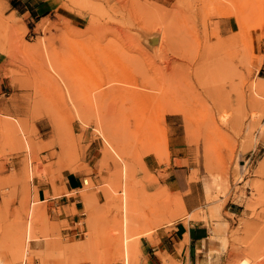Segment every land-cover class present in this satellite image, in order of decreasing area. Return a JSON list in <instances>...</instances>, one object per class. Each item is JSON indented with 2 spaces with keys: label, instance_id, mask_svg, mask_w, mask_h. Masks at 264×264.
Segmentation results:
<instances>
[{
  "label": "rangeland",
  "instance_id": "1",
  "mask_svg": "<svg viewBox=\"0 0 264 264\" xmlns=\"http://www.w3.org/2000/svg\"><path fill=\"white\" fill-rule=\"evenodd\" d=\"M0 80V264H124L121 205L139 264L188 216L168 170L219 238L210 264H264V0H0ZM68 171L72 225L48 200Z\"/></svg>",
  "mask_w": 264,
  "mask_h": 264
},
{
  "label": "crops",
  "instance_id": "2",
  "mask_svg": "<svg viewBox=\"0 0 264 264\" xmlns=\"http://www.w3.org/2000/svg\"><path fill=\"white\" fill-rule=\"evenodd\" d=\"M2 87L0 80V91H2ZM177 175L172 170H168L165 185L171 191H186L182 197L188 216L178 219L170 227L158 229L156 232L157 240L154 244L146 238L143 244L140 237L138 245L141 261L139 264H163L160 256L164 255L169 257L170 262L210 264L215 260L212 258L214 256L213 252L221 249L219 238L211 235L212 230L208 216L206 215L205 218L189 216L195 214L199 200L193 194L194 185L184 184L182 179ZM63 186L65 191L61 195L48 198V200L53 203V207H58L61 210L56 220H66L69 225H72L76 221L77 214L66 213L64 208L70 209L73 206L75 209H78L77 204L81 199L76 193L82 187V175L75 173V171L66 172L63 176ZM36 194L39 201H44L47 195L50 194V189L46 186H39ZM226 211L229 214L238 215L242 213L243 209L237 206H227ZM49 212L51 215H54L51 211ZM220 263L222 262L220 261Z\"/></svg>",
  "mask_w": 264,
  "mask_h": 264
},
{
  "label": "bare ground",
  "instance_id": "3",
  "mask_svg": "<svg viewBox=\"0 0 264 264\" xmlns=\"http://www.w3.org/2000/svg\"><path fill=\"white\" fill-rule=\"evenodd\" d=\"M262 20V19H261ZM261 22V21H260ZM182 25V24H181ZM92 26V25H91ZM258 28V27H257ZM184 29V28H183ZM187 30V29H186ZM164 32V31H163ZM164 34V33H163ZM149 35V34H148ZM152 36V35H151ZM150 37V36H149ZM227 60V59H226ZM227 63V62H226ZM42 64V63H41ZM51 64V63H50ZM220 64H222V63H220ZM225 64V63H224ZM238 64V63H237ZM45 65V64H44ZM52 65V64H51ZM224 65H222V69L224 68V70H225V67H223ZM226 66H228L227 64H226ZM229 67H231V66H229ZM46 68V67H45ZM232 68V67H231ZM229 69V68H228ZM235 71H237V70H235ZM228 74H229V72H227ZM233 73V75H232V77L234 78V74H236V72H232ZM260 83L261 82H259V85H260ZM65 86H66V82H65V84H64ZM251 86V85H250ZM256 87V86H255ZM71 88V87H70ZM69 88V89H70ZM172 88V87H171ZM170 96H169V99H167L166 101L168 102V104H173V103H175V99H173V97H174V93H173V91H171V94H169ZM72 96V95H71ZM250 96V95H249ZM99 97V96H98ZM89 99V98H88ZM98 99V98H97ZM94 103V102H93ZM97 104V103H96ZM88 105H90V104H88ZM220 105V104H219ZM219 105H217V107L219 106ZM221 106V105H220ZM224 106H225V104H224ZM223 107V106H222ZM228 108V107H227ZM220 113V112H219ZM101 116V115H100ZM220 118L222 119H224V116L223 115H220ZM25 128V127H24ZM25 130H27V129H25ZM24 133V132H23ZM28 144V143H27ZM28 146H29V144H28ZM128 189V188H127ZM126 189V190H127ZM126 190H124V191H126ZM129 193V191H127V194ZM125 194V193H124ZM126 195V194H125ZM125 198V197H124ZM126 199V198H125ZM124 199V200H125ZM128 200V199H127ZM123 202V201H122ZM124 203H127L126 201H124ZM129 207V206H128ZM128 207H126V205H121V212H122V215H121V227H122V231H123V235H122V241H121V245H122V252H124V255H123V258H124V264H130V257H132L131 255H129V253H128V242H127V233H128V214H129V210H128ZM30 223V222H29ZM30 227V226H29ZM29 229V228H28ZM27 230V229H26ZM30 232V231H29ZM30 236V235H29ZM20 241V240H19ZM21 242V241H20ZM19 244H22V243H19ZM19 247H18V249H19V251H18V249H17V251L20 253V256H21V252H23V246H20V245H18ZM27 247H26V251H27ZM45 249H37L36 251H34V250H32V254L35 252V253H38L39 251H44ZM21 251V252H20ZM17 253V252H16ZM19 253H17V255H15V256H17L16 257V259L18 258V256H19ZM27 253V252H26ZM25 253V254H26ZM119 253V252H118ZM32 254L29 256V259L30 260H32L33 259V256H32ZM10 259V258H9ZM9 259L6 261V263L5 264H10V262H9ZM14 259V258H13ZM13 259H12V261H13ZM54 260V259H53ZM15 261V260H14ZM13 261V262H14ZM12 263V262H11ZM49 263H52L53 264V262H49ZM48 263V264H49ZM239 264H245V260H242V261H240V263Z\"/></svg>",
  "mask_w": 264,
  "mask_h": 264
},
{
  "label": "built area",
  "instance_id": "4",
  "mask_svg": "<svg viewBox=\"0 0 264 264\" xmlns=\"http://www.w3.org/2000/svg\"><path fill=\"white\" fill-rule=\"evenodd\" d=\"M252 154H253V151L250 152L249 157H251ZM21 264H25V262L22 261Z\"/></svg>",
  "mask_w": 264,
  "mask_h": 264
}]
</instances>
